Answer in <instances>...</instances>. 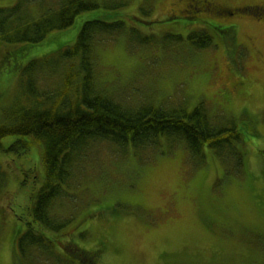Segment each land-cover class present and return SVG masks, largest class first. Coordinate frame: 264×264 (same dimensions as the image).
<instances>
[{
  "label": "rangeland",
  "instance_id": "obj_1",
  "mask_svg": "<svg viewBox=\"0 0 264 264\" xmlns=\"http://www.w3.org/2000/svg\"><path fill=\"white\" fill-rule=\"evenodd\" d=\"M16 1L0 0V5ZM111 1L122 5L109 22L121 21V27L97 46L99 81L130 102L151 96L189 109L204 102L222 121L237 123L245 138L244 144L235 141L241 159L207 146L200 163L184 144L171 148L169 141L158 147L129 145L126 151L96 142L79 186L72 189L77 201L56 205L55 211L72 221L59 231L35 224L55 243L51 258L39 261L78 264L72 253L105 242L99 264H264V16L248 9L264 0H229L238 10L214 19L217 30L205 28L217 36L208 47L187 37L197 19L190 27L187 15L167 19L174 0ZM96 13L79 15L75 26L34 47L22 65L73 42L83 21ZM10 48L0 40V60ZM20 78L19 71L0 68V122L18 95ZM14 139L8 136L3 143ZM32 143L23 153L0 154L8 173L0 199V264H35L23 254L15 263L17 237L31 219V193L44 178L42 149ZM69 242L70 251L63 248Z\"/></svg>",
  "mask_w": 264,
  "mask_h": 264
},
{
  "label": "trees",
  "instance_id": "obj_2",
  "mask_svg": "<svg viewBox=\"0 0 264 264\" xmlns=\"http://www.w3.org/2000/svg\"><path fill=\"white\" fill-rule=\"evenodd\" d=\"M120 5L111 0H18L13 5H0V40L11 45L1 57L0 68L19 71L21 75L18 95L3 109L0 154L10 150L23 153L37 141L44 166L42 184L31 193V219L19 237L16 263L22 260V254L35 264L41 258H50L51 237L36 229L35 224L59 231L70 222L72 217L57 213L56 205L77 201L78 195L72 189L79 186L84 161L96 142L115 144L126 151L129 145L158 147L169 141V147L184 144L200 163L205 160L207 146L223 157L227 153L241 159L235 141L244 144L245 138L237 123L222 121L204 102L192 109L181 104L157 103L151 96L130 102L99 81L97 46L121 27V21L109 22L119 16ZM194 7L199 11V6ZM88 11L97 13L83 21L73 42L22 65L23 58L34 47L53 41ZM203 14V18L187 17L217 30L214 19L229 15L226 11L217 14L211 10ZM190 25L193 22L185 23ZM52 32L56 33L48 37ZM192 38L198 47L213 43L211 30L194 33ZM8 136L15 139L4 145L3 139ZM7 184L8 173L0 162V199ZM99 245L98 255L89 257L90 264H99L97 260L108 248L105 242Z\"/></svg>",
  "mask_w": 264,
  "mask_h": 264
},
{
  "label": "flooded vegetation",
  "instance_id": "obj_3",
  "mask_svg": "<svg viewBox=\"0 0 264 264\" xmlns=\"http://www.w3.org/2000/svg\"><path fill=\"white\" fill-rule=\"evenodd\" d=\"M177 3L173 4L172 11L175 13H183L188 15L189 13L194 14L197 10H195V5L199 6V11L201 12H208L211 10V12H216L217 14L222 11H226L229 14H234L236 13V10H238L237 6L235 7L230 5L227 1L225 0H176ZM175 5V6H174ZM253 8V7H252ZM254 10L258 12L260 10L262 14L264 15V6L263 5H256L254 6ZM203 18V17H202ZM216 18V15L215 17ZM241 80L239 81V83ZM239 83L237 84L236 88L239 87ZM236 88L234 90H236ZM77 228V225H75L74 230ZM82 231L78 232V235L81 234ZM73 233L71 232L70 235ZM71 243L69 242L68 245ZM98 247L90 249L89 252H87V258L89 260L90 256H97L98 255ZM79 256V255H78ZM80 260H84L83 256L79 257ZM87 264H90L87 261Z\"/></svg>",
  "mask_w": 264,
  "mask_h": 264
}]
</instances>
